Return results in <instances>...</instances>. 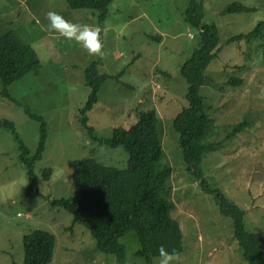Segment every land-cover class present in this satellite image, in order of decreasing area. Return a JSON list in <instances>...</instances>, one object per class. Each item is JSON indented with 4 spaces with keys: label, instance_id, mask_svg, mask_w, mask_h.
<instances>
[{
    "label": "rangeland",
    "instance_id": "1",
    "mask_svg": "<svg viewBox=\"0 0 264 264\" xmlns=\"http://www.w3.org/2000/svg\"><path fill=\"white\" fill-rule=\"evenodd\" d=\"M190 2L111 0L100 34L105 55L99 57L49 30L46 19V13L54 11L71 23L99 25L97 13L74 8L70 0H0V35L14 32L32 47L41 63L37 74L29 73L6 89L0 81V122L14 126L30 156L40 140L38 117L46 134L42 157L33 166L36 183L32 190L18 142L8 128L0 126V264H22L23 239L37 229L55 238L50 264H116L113 255L95 248L83 225L73 224L69 211L53 204L73 194V161L95 158L119 169L127 164L122 148L99 144L78 122V111L91 94L86 69L92 63L105 77L88 113V124L97 138L108 139L114 128L130 127L140 112L153 109L158 114L160 124L153 139L162 145V162L172 169L167 185L175 205L171 214L183 236L179 264H248L234 237L233 219L221 213L189 169L172 127L187 104L180 67L198 45V29L191 20L213 24L220 47L205 72L209 82L201 88L205 114L214 119L219 133L211 141L223 139L229 126L247 123L223 147L207 153L198 170L210 189L244 211V227L257 235L264 252L262 41L257 37L249 43L228 42L264 19V0H195L202 6L200 20L197 10L187 11ZM232 3L250 11L224 14ZM261 32L264 35V28ZM47 169L52 171L49 180L43 178ZM123 242L127 264H146L135 255L139 245L134 233ZM159 260L153 258V264Z\"/></svg>",
    "mask_w": 264,
    "mask_h": 264
},
{
    "label": "trees",
    "instance_id": "2",
    "mask_svg": "<svg viewBox=\"0 0 264 264\" xmlns=\"http://www.w3.org/2000/svg\"><path fill=\"white\" fill-rule=\"evenodd\" d=\"M71 6L91 10L97 13L98 23L103 31L111 0H70ZM202 12L201 3L191 0L189 12ZM250 9L241 3H232L224 14H240ZM197 26L199 39L196 49L180 67V75L185 80L186 106L175 116L172 127L178 135V147L183 153L189 169L200 180V185L207 189L224 216L233 219L234 237L237 240L243 258L248 264H264V252L259 238L245 229L244 211L233 202L225 199L217 190L210 189L198 166L204 156L223 147L241 133L247 123L241 122L225 129V136L218 141H211L218 136L214 119L205 114L206 103L201 95V88L209 82L205 74L209 64L216 57L220 47L215 42V26L191 20ZM264 19L245 34L232 37L228 42L254 41L261 38V53L264 65ZM260 34L261 36H258ZM41 67L36 52L24 44L17 35L6 32L0 35V81L6 89L13 82L29 73L37 74ZM105 77L97 73L95 64L86 69V82L91 94L85 106L80 109L78 122L88 135L109 148H122L127 154L125 168L106 166L95 158H83L72 162L74 191L69 198L53 201L65 208L72 215L73 224L83 225L91 234L97 250L113 255L116 264H127V247L123 242L129 233L137 237L139 249L135 255L153 264V258L159 256V247L166 251L181 253L182 231L179 223L172 217L175 209L170 199L167 185L172 169L162 162L163 148L153 139L159 128L160 120L155 110L138 113L137 121L128 128L117 127L108 139L95 136L94 128L88 124V113L92 110L98 89ZM235 82V80H231ZM3 95L9 99L7 92ZM41 123L40 140L35 153L30 156L28 150L18 138L11 123L0 122L8 128L18 142L20 160L26 174L35 189L34 163L41 159L45 146L44 123ZM51 169L43 172L45 180L50 179ZM24 260L22 264H50L55 247L54 236L44 230H33L23 239Z\"/></svg>",
    "mask_w": 264,
    "mask_h": 264
},
{
    "label": "clouds",
    "instance_id": "3",
    "mask_svg": "<svg viewBox=\"0 0 264 264\" xmlns=\"http://www.w3.org/2000/svg\"><path fill=\"white\" fill-rule=\"evenodd\" d=\"M46 19L48 21L47 28L63 37L65 40L74 41L82 48L87 50L89 55H96L103 57L105 55L102 50L101 43V28L99 25L79 24L71 23L66 20L59 13L54 11H48L46 13ZM159 264H179V253L168 252L163 246L159 249Z\"/></svg>",
    "mask_w": 264,
    "mask_h": 264
}]
</instances>
